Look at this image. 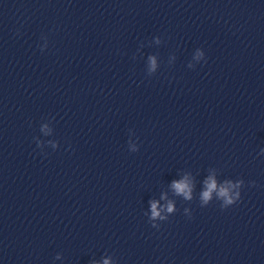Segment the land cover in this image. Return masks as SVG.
<instances>
[{"label": "clouds", "instance_id": "clouds-1", "mask_svg": "<svg viewBox=\"0 0 264 264\" xmlns=\"http://www.w3.org/2000/svg\"><path fill=\"white\" fill-rule=\"evenodd\" d=\"M154 63L155 62L153 61V65ZM206 185H207V190L203 193V199L205 201L211 198L212 191L215 190L217 187L215 180L212 178H209V180L206 181ZM173 188L178 194H183L186 198H190L191 188H190L189 183L186 180L174 182ZM219 195L226 198V203L228 204L233 203V200L229 196L227 189L221 188ZM237 196H239V193H237ZM172 210H173V206L169 204L168 211L171 212ZM152 215L154 218L159 216V212L157 211V205L155 202L152 203ZM105 264H108V262L105 261Z\"/></svg>", "mask_w": 264, "mask_h": 264}]
</instances>
